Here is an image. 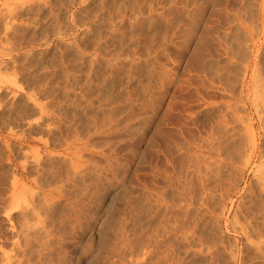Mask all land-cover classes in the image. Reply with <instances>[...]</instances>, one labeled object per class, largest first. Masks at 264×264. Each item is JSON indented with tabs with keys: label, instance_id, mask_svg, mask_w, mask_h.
Wrapping results in <instances>:
<instances>
[{
	"label": "rangeland",
	"instance_id": "rangeland-1",
	"mask_svg": "<svg viewBox=\"0 0 264 264\" xmlns=\"http://www.w3.org/2000/svg\"><path fill=\"white\" fill-rule=\"evenodd\" d=\"M0 264H264V0H0Z\"/></svg>",
	"mask_w": 264,
	"mask_h": 264
}]
</instances>
